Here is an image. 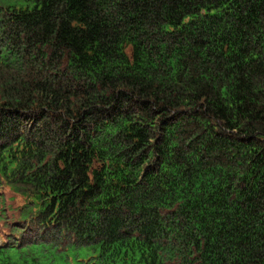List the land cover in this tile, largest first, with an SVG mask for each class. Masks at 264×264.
Here are the masks:
<instances>
[{
	"label": "trees",
	"instance_id": "trees-1",
	"mask_svg": "<svg viewBox=\"0 0 264 264\" xmlns=\"http://www.w3.org/2000/svg\"><path fill=\"white\" fill-rule=\"evenodd\" d=\"M15 4L0 264H264V0Z\"/></svg>",
	"mask_w": 264,
	"mask_h": 264
},
{
	"label": "rangeland",
	"instance_id": "rangeland-1",
	"mask_svg": "<svg viewBox=\"0 0 264 264\" xmlns=\"http://www.w3.org/2000/svg\"><path fill=\"white\" fill-rule=\"evenodd\" d=\"M16 0H0V4L2 5H11V6H16ZM20 6L24 7L25 4H21L19 3ZM29 6H31V4H29Z\"/></svg>",
	"mask_w": 264,
	"mask_h": 264
}]
</instances>
